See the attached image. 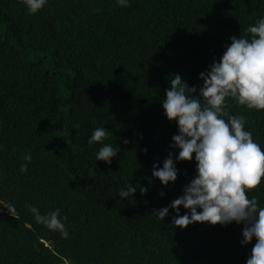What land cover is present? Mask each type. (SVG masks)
Masks as SVG:
<instances>
[{"label":"trees","instance_id":"1","mask_svg":"<svg viewBox=\"0 0 264 264\" xmlns=\"http://www.w3.org/2000/svg\"><path fill=\"white\" fill-rule=\"evenodd\" d=\"M128 4L47 0L30 14L24 0H0V202L18 217L0 205V264H246L251 254L256 240L240 243L242 223L183 228L172 223L174 209L164 220L154 212L184 194L195 153L176 161L178 178L167 186L152 172L179 153L169 147L178 125L162 106L170 78L202 86L200 73L230 37H251L264 0ZM226 102L264 150V109ZM98 127L110 134L89 145ZM104 144L119 151L111 164L96 160ZM129 183L137 191L121 199ZM247 195L264 207V178ZM28 204L41 214L61 209L68 238L37 223ZM189 211L181 206L180 215Z\"/></svg>","mask_w":264,"mask_h":264},{"label":"clouds","instance_id":"2","mask_svg":"<svg viewBox=\"0 0 264 264\" xmlns=\"http://www.w3.org/2000/svg\"><path fill=\"white\" fill-rule=\"evenodd\" d=\"M24 3L30 14H36L47 0H24ZM118 4L129 6L128 0H118ZM97 11L99 9H93L94 13ZM247 31L250 38L231 36V43L225 45L222 57L218 61L214 59L209 70L200 73L202 86H190L178 73L170 78L171 87L165 89L162 106L168 120L178 125V134L173 135L169 147L178 148L179 153L175 155L170 151L163 167L154 164L152 176L165 186L175 182L179 172L176 161H192L194 153L196 175L185 185L182 196L154 212L164 220L169 209H174L176 215L172 217V223L183 228L195 222L242 223L240 243L247 245L253 238L256 240L246 264H264V207H260L255 196L249 198L247 195L264 178V150L254 141L252 132L245 130V117L230 115L226 102V98L231 97L248 109H264V18ZM201 97L205 101L203 104ZM109 134L107 128L98 127L88 143L102 142ZM124 143L129 141L125 139ZM143 151L147 153L146 148ZM118 152L111 144H104L96 160L111 164ZM23 159L25 163L21 164L20 171L26 173L32 160L31 152ZM136 191L137 187L129 183L120 190L119 197L127 198ZM147 191V187L140 186L142 195ZM160 195H164L163 191ZM0 205L18 219L12 203L0 202ZM181 206L190 211L180 215ZM26 207L37 223L68 238L65 223L68 218L66 215L61 217V209L41 214L34 205Z\"/></svg>","mask_w":264,"mask_h":264},{"label":"rangeland","instance_id":"3","mask_svg":"<svg viewBox=\"0 0 264 264\" xmlns=\"http://www.w3.org/2000/svg\"><path fill=\"white\" fill-rule=\"evenodd\" d=\"M63 264H68V263H63Z\"/></svg>","mask_w":264,"mask_h":264}]
</instances>
